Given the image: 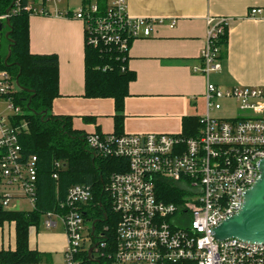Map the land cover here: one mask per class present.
I'll use <instances>...</instances> for the list:
<instances>
[{"label": "built area", "instance_id": "built-area-1", "mask_svg": "<svg viewBox=\"0 0 264 264\" xmlns=\"http://www.w3.org/2000/svg\"><path fill=\"white\" fill-rule=\"evenodd\" d=\"M63 0H12L0 15V23L21 12L29 16L65 18L83 24L85 45L101 52L114 49L124 60L131 42L151 35L160 20L133 18L126 13V0H83L75 11H61ZM262 9H251L249 17L262 18ZM229 19L207 18L201 65L192 69L204 78L221 70L218 38ZM171 21L169 27H173ZM124 68H122L123 70ZM14 89L10 75L0 71V197L5 208L11 199H36V157L21 156L18 135L9 120L21 110L4 97ZM205 113L193 137L158 133H89L86 148L99 157H113L126 167L108 183L112 210L117 216L114 244L104 253L103 241L90 247L82 207L91 200L89 188L71 186L61 204L63 213H47L44 226L61 223L66 238L63 264H264V243L238 239L217 241L212 231L242 207L244 193L258 178L264 160V87H234L222 90L207 81ZM224 101L234 104L236 116L221 119L214 113ZM59 170L60 164L55 163ZM53 179H57L56 173ZM181 190L170 202L162 199L166 183ZM88 262L81 257L83 251ZM84 260V261H83ZM101 262V263H100Z\"/></svg>", "mask_w": 264, "mask_h": 264}, {"label": "crops", "instance_id": "crops-1", "mask_svg": "<svg viewBox=\"0 0 264 264\" xmlns=\"http://www.w3.org/2000/svg\"><path fill=\"white\" fill-rule=\"evenodd\" d=\"M68 5V0H63L59 10L70 11ZM251 9H262L264 15V0H126L128 16L161 22L154 24L149 37L135 39L129 47L126 67L135 79L129 83L123 102L122 135L180 134L184 118H199L205 113L207 81L222 90L264 87V16L249 17ZM210 17L229 22L221 70L206 79L192 69L201 65L206 19ZM171 21L173 27H169ZM28 32L31 54L58 59L59 97L52 103V115L71 117L73 129L83 134L114 133L113 101L83 96V24L29 16ZM219 112L214 116L227 118ZM5 114L0 102V117ZM52 220L53 227L46 228L43 217L40 226L29 231V248L44 255L40 264H54L66 246L63 226L54 231L60 222ZM14 245V225L4 224L0 227V250H13Z\"/></svg>", "mask_w": 264, "mask_h": 264}, {"label": "trees", "instance_id": "trees-1", "mask_svg": "<svg viewBox=\"0 0 264 264\" xmlns=\"http://www.w3.org/2000/svg\"><path fill=\"white\" fill-rule=\"evenodd\" d=\"M98 5L104 9L105 0H98ZM11 7L12 0H0V15ZM28 19L29 15L21 12L12 16L8 25L1 22L0 71L7 72L14 85L13 91L4 98L21 110L19 116L9 120L17 132L21 156L25 160L36 157V199L30 211H9L2 206L0 197V227L13 224L15 231L14 249L0 250V264L42 262L44 255L29 248V231L38 228L47 213H63L61 204L68 189L74 185L85 186L91 192V200L82 207L84 220L91 226L88 236L90 247L103 241L106 248L102 251L108 253L114 244L117 216L112 210L107 187L110 177L126 167V162L113 157L94 156L85 146L87 134L73 129L71 117L52 115V103L59 97L58 59L55 55L31 54ZM217 46L222 59L227 46L226 29L218 38ZM8 52L10 56L5 62ZM120 58L114 49L101 52L84 43L83 96L113 101L112 134L116 136L122 135L123 102L128 95L129 83L135 79L134 73L126 67L127 54L124 60ZM181 125L179 135L193 137L201 127L200 118H184ZM55 163L60 164L59 170L54 169ZM55 173L57 179L52 177ZM180 192L168 182L160 188L161 197L166 202ZM87 254V251L81 254L85 263L88 262Z\"/></svg>", "mask_w": 264, "mask_h": 264}, {"label": "water", "instance_id": "water-1", "mask_svg": "<svg viewBox=\"0 0 264 264\" xmlns=\"http://www.w3.org/2000/svg\"><path fill=\"white\" fill-rule=\"evenodd\" d=\"M5 24L8 25L9 22L6 21ZM9 56L10 52L5 62ZM15 85L17 86V79ZM258 173L255 183L243 195L241 209L213 229L215 240L238 239L249 243H264V160L258 164ZM91 252L90 250L88 254Z\"/></svg>", "mask_w": 264, "mask_h": 264}, {"label": "rangeland", "instance_id": "rangeland-1", "mask_svg": "<svg viewBox=\"0 0 264 264\" xmlns=\"http://www.w3.org/2000/svg\"><path fill=\"white\" fill-rule=\"evenodd\" d=\"M81 1L82 0H68V6L70 11H75L76 9H78L81 6ZM222 109L221 112H219V114H221V116H224L225 118H231V117H235L236 116V111H234V104L231 101H224L222 104ZM238 115V114H237ZM6 210L9 211H29L32 209V205L24 200V199H19V200H15V199H11L8 203V205L5 207ZM59 221H57L58 223ZM90 224L86 223V228H89ZM61 224L58 223L57 224V228L54 231H61ZM54 264H63V254L61 255L60 258H58V260H54Z\"/></svg>", "mask_w": 264, "mask_h": 264}, {"label": "bare ground", "instance_id": "bare-ground-1", "mask_svg": "<svg viewBox=\"0 0 264 264\" xmlns=\"http://www.w3.org/2000/svg\"><path fill=\"white\" fill-rule=\"evenodd\" d=\"M37 201V200H36ZM110 241H112V240H110Z\"/></svg>", "mask_w": 264, "mask_h": 264}]
</instances>
